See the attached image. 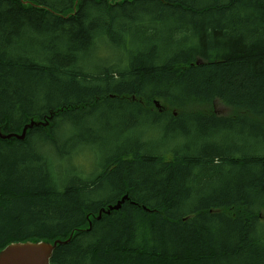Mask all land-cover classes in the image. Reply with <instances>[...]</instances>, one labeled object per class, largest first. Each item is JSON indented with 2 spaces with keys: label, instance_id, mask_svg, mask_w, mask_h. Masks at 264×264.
<instances>
[{
  "label": "trees",
  "instance_id": "1",
  "mask_svg": "<svg viewBox=\"0 0 264 264\" xmlns=\"http://www.w3.org/2000/svg\"><path fill=\"white\" fill-rule=\"evenodd\" d=\"M33 118L0 137V250L264 264V0H0V128Z\"/></svg>",
  "mask_w": 264,
  "mask_h": 264
},
{
  "label": "water",
  "instance_id": "2",
  "mask_svg": "<svg viewBox=\"0 0 264 264\" xmlns=\"http://www.w3.org/2000/svg\"><path fill=\"white\" fill-rule=\"evenodd\" d=\"M155 104L157 107H160V103L158 101H155ZM35 125L38 124L35 120L32 119L30 123L23 128L21 134H2L0 129V137L3 139H10L12 137H15L17 139L23 140L28 129L34 127ZM127 199L128 196H124L122 200H120L115 206H110L108 210H102L98 218H101L103 213L109 214L111 211L119 210L122 207V204ZM74 233H71L68 239L64 240L58 238L54 242L35 240L10 243L6 246L5 249L0 251V264H53L51 262V258L56 247L60 244L68 243Z\"/></svg>",
  "mask_w": 264,
  "mask_h": 264
},
{
  "label": "rangeland",
  "instance_id": "3",
  "mask_svg": "<svg viewBox=\"0 0 264 264\" xmlns=\"http://www.w3.org/2000/svg\"><path fill=\"white\" fill-rule=\"evenodd\" d=\"M107 56H110V53H106L104 51H100L96 54V56L94 57V61H101L103 59H105ZM217 102L214 104L216 105ZM205 110H210L209 106H206L204 108ZM217 111L219 112H223L224 114L227 112V108L222 104V103H218L217 104ZM230 112V111H229ZM93 148H99V146H93L90 148L87 145L81 146L79 148H77L76 153L74 154L73 157V161L69 162V163H65L63 164V168L65 166L69 167L71 170H73L75 167L78 168L77 166H81L84 165V170H88L89 166H94L95 164V149ZM50 153H44L46 156L50 157L53 159V164L56 163L57 159H58V152L56 151H51L49 150ZM74 163V164H73ZM81 175V174H79ZM6 247H4L3 249H5ZM2 249V250H3ZM0 250V251H2Z\"/></svg>",
  "mask_w": 264,
  "mask_h": 264
},
{
  "label": "bare ground",
  "instance_id": "4",
  "mask_svg": "<svg viewBox=\"0 0 264 264\" xmlns=\"http://www.w3.org/2000/svg\"><path fill=\"white\" fill-rule=\"evenodd\" d=\"M251 18V17H250ZM102 22V21H101ZM258 22V21H257ZM158 108H160V107H158ZM160 120V119H159ZM224 145V144H223ZM254 147V146H253ZM211 168V167H210ZM208 170V169H207ZM231 240V239H230ZM233 240V239H232Z\"/></svg>",
  "mask_w": 264,
  "mask_h": 264
}]
</instances>
